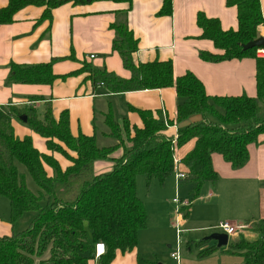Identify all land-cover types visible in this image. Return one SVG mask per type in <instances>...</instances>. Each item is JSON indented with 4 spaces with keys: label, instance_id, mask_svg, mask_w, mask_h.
Segmentation results:
<instances>
[{
    "label": "trees",
    "instance_id": "1",
    "mask_svg": "<svg viewBox=\"0 0 264 264\" xmlns=\"http://www.w3.org/2000/svg\"><path fill=\"white\" fill-rule=\"evenodd\" d=\"M100 0H9L0 8V24L10 23L22 8L45 7L42 17L52 20L53 9L67 3L88 4ZM128 2L132 0H111ZM172 1L163 0L160 14L172 13ZM237 6L239 26L224 30L218 18L199 13L197 23L201 37L213 41L219 52L201 51L208 62L254 58L257 66V96H210L202 81L192 72L174 76L172 61L136 64L133 54L138 40L125 20L114 23V49L132 72L123 79L103 70L95 80L105 83L112 92L174 87L184 100L177 107V121L193 115L199 121L181 129L177 136L168 134V124L161 113L139 110L143 127L120 126L111 113L106 117L110 135L117 139L111 146L99 147L95 135L73 136L69 115L57 119L50 107L41 118L34 110L12 108L15 116H27V124L46 139L50 153L40 152L31 137H17L11 121L0 120V195L10 201L11 220L16 222L25 212L34 211V219L24 231L0 235V264H89L95 259L96 244L107 246L100 264H110L118 252L133 251L138 245L139 231L148 225V213L137 194V176L145 175L150 185L154 179L164 182L179 166L176 150L189 141L196 144L181 160L185 181L195 183V196L204 183H215L219 175L212 161L214 153L222 154L234 168H241L250 158L249 144L259 143L264 135V58L256 55L258 47L245 50L246 44L260 36L264 25L260 0H227ZM56 78L50 64L14 66L11 79L18 83H52ZM128 142L123 141V132ZM133 132V135H132ZM120 149L122 155L114 157ZM56 154L70 161L63 168ZM114 160L108 173L96 174L97 160ZM39 190L31 191L26 173ZM250 223V222H249ZM258 233L255 240H236L227 249L229 254L243 257V264H264V220L251 222ZM250 223V224H251ZM206 243L198 241L197 245ZM207 249L200 255L210 254Z\"/></svg>",
    "mask_w": 264,
    "mask_h": 264
},
{
    "label": "crops",
    "instance_id": "2",
    "mask_svg": "<svg viewBox=\"0 0 264 264\" xmlns=\"http://www.w3.org/2000/svg\"><path fill=\"white\" fill-rule=\"evenodd\" d=\"M260 3L264 16V0ZM8 5L9 0H0V8ZM162 6L163 0L67 3L53 9L52 20L42 17L45 7L29 5L20 9L12 22L0 24V120L9 119L16 136L31 137L35 147L43 153H50L46 139L21 116L13 115L12 108L34 110L41 118L48 107L57 119L67 112L72 135H95L99 147L118 142L110 135L106 122L109 113L120 126L128 121L131 128L143 127L139 110L161 113L165 121L173 122L167 133L174 136L199 121L200 115L177 121V107L184 99L177 95L174 87L116 93L102 81L95 80L103 70L123 79L132 77L121 54L114 49L117 34L112 25L122 20L138 40V49L133 54L136 64L172 61L175 78L192 72L210 96H257L254 58L208 62L200 55L201 51L216 53L219 50L213 41L201 37L203 30L197 23L199 13L218 18L224 30L237 29V6L228 5L227 0H173L170 15L160 14ZM259 33L264 35V25L259 27ZM40 64L51 65L56 75L52 83L12 81L14 66ZM259 141L249 144L250 158L241 168H234L222 154L214 153L212 161L218 181L204 183L195 198L192 195L196 184L184 179L178 181L176 173L164 182L154 179L147 184V191L144 185L148 183L147 177L144 175V180L143 175H138L137 194L146 206L148 225L139 231L137 247L125 254L118 252L110 264H168L167 251L171 256L177 247L181 264H243V257L229 253L230 256L201 260L199 250L212 249L210 255L220 252L221 247L213 240H204L206 243L197 246V253L192 251L205 236L222 232L218 228L222 222L236 227V234L229 236L234 241L258 238L250 223L264 220V135ZM195 144V140L189 141L176 150V156L182 160ZM122 152L120 149L114 157ZM55 157L63 168L70 165L61 154L55 153ZM114 165V160H97L94 171L108 173ZM179 167L180 172L186 173L181 162ZM182 186L187 190L183 196ZM176 196L190 199L189 208L178 213L176 204L174 207ZM2 229L1 236L14 233L9 231L8 223H4ZM178 229L180 236L184 232L185 248L190 253L183 251ZM173 230L177 235L176 246ZM230 245L229 239L224 253L227 254ZM89 264H100V259L90 260Z\"/></svg>",
    "mask_w": 264,
    "mask_h": 264
},
{
    "label": "rangeland",
    "instance_id": "3",
    "mask_svg": "<svg viewBox=\"0 0 264 264\" xmlns=\"http://www.w3.org/2000/svg\"><path fill=\"white\" fill-rule=\"evenodd\" d=\"M167 123L171 124L170 122H167ZM122 132H123V141L125 143H127L128 142V135H127V133H125L124 128H122ZM132 135H133V132H132ZM19 168H20V170L22 172L26 173V182H27V185H28L29 189L31 191H33L34 193H37L38 190H39V187L37 186V184L35 183V181L31 177V175L28 173L26 168L24 166H22V165H19ZM142 178L145 180L146 177L143 175ZM147 184H148L147 182H145V184H144L146 191L148 190V185ZM183 186L180 189L182 196L184 194H187L185 192V191H187L186 187L184 188ZM173 196H174V194H173ZM188 196H190V195H188ZM195 197H196L195 194L192 195V198H195ZM190 204H191V201H190ZM171 207H173V206H171ZM174 207H175V203H174ZM188 208H189V205H187V207H184L182 210H186ZM35 215H36V213L34 211H27L19 219H17L16 222H12V220H11V211H10V201H9V199L7 197L0 195V232L3 231L2 226H3L4 223H8L10 232L24 231L25 229L28 228L29 224L32 222V220L34 219ZM250 225H251V228H252L253 223H251ZM173 234H174V236H173L174 243L173 244H174V246H176V244H177V235L175 233V230H173ZM179 238L181 239L180 240V245L182 244L183 251H185L187 253H190L189 251L186 250V248H187L186 247L187 239L184 236V232L181 234V236H179ZM230 242L231 243L234 242V238H230ZM180 245H179V248L181 250ZM197 246L198 245L195 246V248H194V250L192 252L197 253V249H196ZM183 251L181 252V255H183ZM224 251H225V246L220 248V252L219 253L212 254L213 256L210 255V254L201 256L200 253H202L204 251H200V250H199L198 254L202 258L201 260L210 259V258H213L214 256H216V258L218 259L221 255L230 256V255H228V253L227 254L224 253ZM167 253H168V251H167ZM167 253L165 255V259H166L167 263L168 264H174L175 260L173 261V258L171 257L172 254L170 256V254H167Z\"/></svg>",
    "mask_w": 264,
    "mask_h": 264
},
{
    "label": "built area",
    "instance_id": "4",
    "mask_svg": "<svg viewBox=\"0 0 264 264\" xmlns=\"http://www.w3.org/2000/svg\"><path fill=\"white\" fill-rule=\"evenodd\" d=\"M256 55L258 57L264 58V47L258 48ZM174 159H175L176 165L179 166L181 160L178 159L176 155L174 156ZM175 173H176V178L178 181H181L186 177V173L180 172L179 170H177ZM174 203L176 204L177 212L179 213L184 207H187V205H190V200L176 196L174 198ZM218 228L222 232L227 233L229 236H233L237 232L236 227L228 222L220 223ZM177 231H178V236H180L181 230L178 229ZM106 250H107L106 244L102 241L98 242L96 244V249H95V258L100 259V257L106 253ZM172 257L176 260L177 264H181L180 252H179L178 247H177V250L172 252Z\"/></svg>",
    "mask_w": 264,
    "mask_h": 264
},
{
    "label": "water",
    "instance_id": "5",
    "mask_svg": "<svg viewBox=\"0 0 264 264\" xmlns=\"http://www.w3.org/2000/svg\"><path fill=\"white\" fill-rule=\"evenodd\" d=\"M253 47H258V48L264 47V35H261L258 38L254 39V40H252L246 44H243V48L245 50L253 48ZM21 119L23 121H27V116L22 115ZM229 239H230L229 235L227 233H224V232H214V233H212L208 236H205L203 238V240L216 241L218 248L227 246L229 244Z\"/></svg>",
    "mask_w": 264,
    "mask_h": 264
}]
</instances>
